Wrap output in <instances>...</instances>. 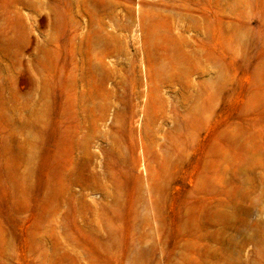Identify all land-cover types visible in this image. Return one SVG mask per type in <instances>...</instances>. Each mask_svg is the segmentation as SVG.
Instances as JSON below:
<instances>
[{
  "label": "rangeland",
  "instance_id": "1",
  "mask_svg": "<svg viewBox=\"0 0 264 264\" xmlns=\"http://www.w3.org/2000/svg\"><path fill=\"white\" fill-rule=\"evenodd\" d=\"M0 264H264V0H0Z\"/></svg>",
  "mask_w": 264,
  "mask_h": 264
}]
</instances>
